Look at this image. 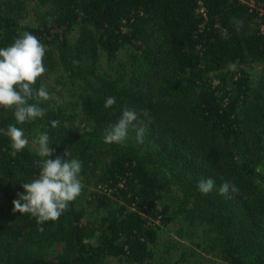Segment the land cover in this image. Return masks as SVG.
Instances as JSON below:
<instances>
[{
    "label": "trees",
    "instance_id": "obj_1",
    "mask_svg": "<svg viewBox=\"0 0 264 264\" xmlns=\"http://www.w3.org/2000/svg\"><path fill=\"white\" fill-rule=\"evenodd\" d=\"M28 1L0 0V48L35 35L46 72L33 87L53 98L22 125L0 107V264H162L174 220L192 243L174 264H264V75L247 68H264V0ZM125 107L149 111L143 143L134 130L105 143ZM10 124L48 133L51 159L82 161L81 194L56 221L13 211L44 158L31 144L13 154Z\"/></svg>",
    "mask_w": 264,
    "mask_h": 264
},
{
    "label": "clouds",
    "instance_id": "obj_2",
    "mask_svg": "<svg viewBox=\"0 0 264 264\" xmlns=\"http://www.w3.org/2000/svg\"><path fill=\"white\" fill-rule=\"evenodd\" d=\"M232 23L236 25L237 30L243 25V21L235 17ZM44 56V45L29 32H24L10 46L0 48V107L13 110L16 125L43 118L45 109L39 104L53 98L45 86L41 85L38 90L33 87L38 78L46 72ZM228 68L235 71L237 65L229 63ZM115 103V97H108L104 106L109 108ZM145 119L149 122L151 120L148 110L138 112L125 107L118 121L110 124L105 130L104 142L123 144L129 131L134 130L137 141L143 143L147 127ZM50 123L51 127L56 128L59 121ZM16 125L10 124L6 129L13 154L29 144L22 128ZM49 139L46 132L39 135L36 141L39 145L38 155L44 158L39 162V175L31 182H24L21 185L23 193L18 192L17 198L12 201L14 212L31 214L37 218L38 224L58 220L69 203L82 191V161L77 158L68 159L71 156L69 150L65 151L63 157L51 159L55 149L50 146ZM214 186L215 180L211 177L201 179L197 185L202 194L210 193ZM235 191V187L227 181L219 188V194L226 198H231L229 193ZM40 231H43V228H40Z\"/></svg>",
    "mask_w": 264,
    "mask_h": 264
},
{
    "label": "rangeland",
    "instance_id": "obj_3",
    "mask_svg": "<svg viewBox=\"0 0 264 264\" xmlns=\"http://www.w3.org/2000/svg\"><path fill=\"white\" fill-rule=\"evenodd\" d=\"M32 2L31 0H29L28 4L30 3L31 5ZM32 7L29 9L30 12L28 16V21L35 20L34 19L35 12H34V9H32ZM247 68L251 71L254 82L259 84L262 76L264 75L263 65L260 62H253V63L247 64ZM25 137L28 139L29 144H31L34 148L39 150V145L38 143H36V141L38 140V137L33 136L32 134H27V133H25ZM181 229H182L181 221L174 220V222H172L171 228L165 230L164 232L165 237L162 240L163 244L159 250L160 252L158 253L159 260L160 262H162V264H174L175 260H177L176 257H178L176 255L177 247L181 248V246L192 244L188 239L189 238L188 235H184L183 232H181ZM191 233H192V228L188 227L187 234H191ZM168 250H171V254L168 253Z\"/></svg>",
    "mask_w": 264,
    "mask_h": 264
}]
</instances>
